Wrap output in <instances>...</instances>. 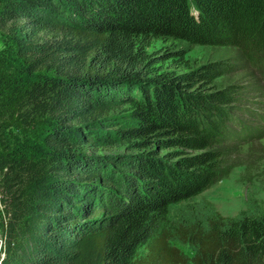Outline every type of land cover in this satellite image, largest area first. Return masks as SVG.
I'll return each instance as SVG.
<instances>
[{
    "label": "trees",
    "instance_id": "1",
    "mask_svg": "<svg viewBox=\"0 0 264 264\" xmlns=\"http://www.w3.org/2000/svg\"><path fill=\"white\" fill-rule=\"evenodd\" d=\"M0 34L10 43L0 51V264H264L263 202L229 218L198 200L264 139V127L237 117L243 96L264 98V0H0ZM150 39L236 49L238 63L158 74L141 49ZM244 65L255 67L252 89L217 87ZM103 101L132 104L130 126L96 127ZM15 132L44 145L20 148ZM152 140L170 151L148 150ZM115 141L145 153L96 160L71 147ZM88 198L109 216L77 225Z\"/></svg>",
    "mask_w": 264,
    "mask_h": 264
},
{
    "label": "rangeland",
    "instance_id": "2",
    "mask_svg": "<svg viewBox=\"0 0 264 264\" xmlns=\"http://www.w3.org/2000/svg\"><path fill=\"white\" fill-rule=\"evenodd\" d=\"M9 45V40L4 35L0 34V51L5 49V47ZM141 49L144 51L143 53L146 54L144 57L145 61H149L148 56H150L154 60L151 66L156 70L158 74L173 73L175 75H181L198 69L205 64L213 63L223 59H226L227 62L238 63L239 58V54L236 49H216L212 47L190 46L185 43L155 39L144 41L141 45ZM169 49H177L183 51V58L181 60L178 59L177 61L173 59L168 60L167 58L160 59L162 54ZM253 71H255V67L253 68L249 65H244L235 73L225 77V79L217 81V87H221L224 90L228 86L237 85L241 88L250 86V89H252V86H254V84L256 83L254 76H252L251 74L254 73ZM254 74H256V72ZM213 88L217 89L216 87ZM195 89L196 87L194 86L190 89L185 90L191 92L195 91ZM212 90V88L208 89L207 93H210ZM243 97H245L244 103L246 104L243 103L241 105L243 108L241 107L242 109L239 110V114L237 112L238 116L236 114H234V116L239 117L247 124L253 125V127L256 126L258 128L257 130L261 129L259 126L264 127V122L259 121L258 118H249L248 112L257 111L258 113H264V98L260 93L257 92L250 93L247 96ZM103 104H105L106 106L105 108L103 107V110H101L99 121H97L98 125H96V127L101 126V124H99L101 121V123L105 125L103 129L106 132H116L118 130L124 129V127L130 126V122L132 121L131 115L135 110V107L132 104L121 102L110 105L104 103V101ZM233 106L234 105L230 107ZM241 114L242 116H240ZM254 117L256 116L254 115ZM112 120V123H107ZM256 139L252 138L249 142L251 144H246L243 147L240 156L238 157L243 166L233 169L229 177L223 179L215 186H213L210 190L203 193L198 198V200L212 203L215 209L220 214L229 218L237 217L241 211L247 208V204L249 201L251 202L253 200H258V202L261 201L264 203V139H261L259 141ZM13 143L20 148L27 147L30 151H36L40 150V147L44 145V140L42 134L22 136L18 132H15ZM252 146L253 149H249L252 148ZM71 147L78 150L77 152H79L80 154H84L90 159L110 157L114 159L119 158L117 159L119 161H121V159H123V161H126V159H130L129 157L133 155L145 153L146 150L143 149L135 152L133 148H131L130 146H125L120 141H115V143H112L107 147H102L99 145L89 146L77 144ZM151 149L157 150L158 154L161 157H163L164 154L170 151V149H160L159 145L155 144V141L153 140L148 147V150ZM177 151L179 152L180 157L191 156L194 154L191 151H187L183 148H179L177 149ZM238 155L239 154H232L231 156ZM231 159H234V157H232ZM95 184L97 186L104 185L100 181H96ZM111 186L104 185V187L107 189L114 188ZM84 198L85 196H83V199ZM93 200L94 199L88 198L86 203H84L80 207L75 206L76 210H84V207H89L87 206V203L89 205L93 204ZM77 202H80L82 204L84 201L82 200V197H80ZM98 203V199L94 200L95 205H93V208L89 213L86 212L85 215L78 213V217H76V224L89 225L88 222H96L100 221L103 218H107L109 216L108 212L98 207ZM2 217L3 216L0 214V224L2 222ZM0 230H2L1 226ZM176 246L188 256L192 257L194 255V251L190 246L180 244H176ZM141 252H144V249H141Z\"/></svg>",
    "mask_w": 264,
    "mask_h": 264
},
{
    "label": "built area",
    "instance_id": "3",
    "mask_svg": "<svg viewBox=\"0 0 264 264\" xmlns=\"http://www.w3.org/2000/svg\"><path fill=\"white\" fill-rule=\"evenodd\" d=\"M4 209H5V204L2 199V195L0 193V214L4 216ZM6 244H7V239L5 234L3 233V230H0V263L2 260L5 258L6 255Z\"/></svg>",
    "mask_w": 264,
    "mask_h": 264
}]
</instances>
